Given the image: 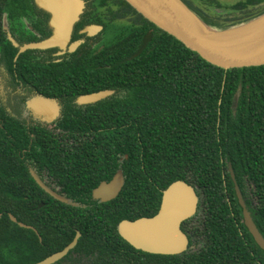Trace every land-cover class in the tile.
<instances>
[{
	"label": "trees",
	"instance_id": "16d2710c",
	"mask_svg": "<svg viewBox=\"0 0 264 264\" xmlns=\"http://www.w3.org/2000/svg\"><path fill=\"white\" fill-rule=\"evenodd\" d=\"M184 1L219 28L264 12V0H239L232 5L237 12L234 18L221 23L208 10L209 5L222 6L220 2ZM114 4L120 8L119 14L112 10V20L129 19L113 27L110 46L97 56L110 65L103 73L110 76L109 88L114 91L112 128L63 133L112 140L117 158L105 179L119 170L124 185L117 197L105 202L91 191L99 179L84 178L73 170L71 176L59 175L67 189L59 195L65 200L50 194L32 170L52 157L28 148L34 146L31 140L56 136L46 130L11 127L20 122L5 119L0 112V264H34L62 250L77 231L82 233L79 242L63 259L71 264H264V250L244 223L230 171L231 165L264 235V65H216L127 0ZM7 52L6 58L14 59L17 51L3 53ZM29 73L36 74L33 79L46 74ZM55 156L47 163L57 162ZM179 179L197 188L199 209L204 210L200 235L207 239L205 246L181 254H155L130 244L119 232L120 222L155 215L164 190ZM40 202L45 205L39 207ZM20 221L33 224L43 241Z\"/></svg>",
	"mask_w": 264,
	"mask_h": 264
},
{
	"label": "flooded vegetation",
	"instance_id": "af4514ba",
	"mask_svg": "<svg viewBox=\"0 0 264 264\" xmlns=\"http://www.w3.org/2000/svg\"><path fill=\"white\" fill-rule=\"evenodd\" d=\"M81 2L83 11L67 42L47 48H25L55 34L50 23L51 13L41 7L37 0H0V4H4L0 6V41L3 39V43H0V99L3 108L0 112L5 114V119L20 122L11 127L19 126L31 131L46 130L56 136L50 140H31L34 146L28 149L31 153L42 152L52 157L43 159V163L38 165L36 171L32 170V174H40L38 177L44 185L57 194H65L67 191L59 182V175L71 176L73 173L70 171L78 170L82 175L76 174L84 178L99 179L98 184L91 187L94 192L97 186L110 181L119 171L113 172L111 179H105L115 168L113 160L117 158L113 155L112 140L64 137L63 133L112 128L111 95L114 91L109 88L110 76L103 73L104 66L110 65L97 56L110 46L112 32H116L113 27L129 19L120 17L112 20V10H117L119 14L120 8L114 4V0ZM10 49L17 51L14 59L6 58L8 52L3 53ZM26 53L28 55L19 60V56ZM36 71L46 74L41 79H33L36 74L29 72ZM107 90L111 93L96 101L83 100L88 95ZM41 97L52 101L53 107L43 111L31 107L34 100ZM55 154L58 155V161L47 163L48 160L56 159ZM83 183H86V188H90V183ZM44 205L45 202H40L38 206ZM200 212L204 214L203 208H198L194 218ZM193 219L183 224L186 219L182 223V230L189 239L184 251L199 250L207 243L206 237L200 235L203 233V217ZM29 225L43 241L38 229L33 224ZM66 256L52 264H71L63 261Z\"/></svg>",
	"mask_w": 264,
	"mask_h": 264
},
{
	"label": "water",
	"instance_id": "95a60500",
	"mask_svg": "<svg viewBox=\"0 0 264 264\" xmlns=\"http://www.w3.org/2000/svg\"><path fill=\"white\" fill-rule=\"evenodd\" d=\"M127 1L148 20L216 65L224 68L264 65V12L249 20L219 28L207 23L184 0ZM37 2L51 13L50 23L55 34L45 41L30 44L25 48H47L67 42L83 11L81 0H37ZM234 31H236L234 37L224 36ZM109 93L111 91H101L88 95L83 100L96 101ZM52 104L49 99L41 97L35 99L31 107L43 111L53 107ZM230 171L243 209L244 223L257 244L264 250V235L254 220L231 165ZM34 176L51 194L65 200L61 195L48 189L36 174ZM123 185L124 175L122 171H118L110 181L102 182L97 186L93 195L96 199L108 201L117 197ZM199 203L197 188L187 180H176L164 190L161 207L155 215L136 220L123 219L118 226L119 232L130 244L143 251L155 254H180L189 243L187 234L182 230V223L196 214ZM11 217L14 221H18L14 215ZM19 224L30 227L21 221ZM80 237L81 232L78 231L73 241L65 248L36 264H52L60 260L78 244Z\"/></svg>",
	"mask_w": 264,
	"mask_h": 264
},
{
	"label": "rangeland",
	"instance_id": "374dc122",
	"mask_svg": "<svg viewBox=\"0 0 264 264\" xmlns=\"http://www.w3.org/2000/svg\"><path fill=\"white\" fill-rule=\"evenodd\" d=\"M197 4L204 2V0H194ZM216 2H220L222 6L217 5H209L208 10L212 12L216 18L221 22L225 23L227 18H234V16L237 14L236 10L232 7L233 4L238 2L239 0H215ZM206 8V7H205ZM115 32H112V35L114 36ZM202 209V208H201ZM203 214L200 212V215H198L193 220H197L198 218H202Z\"/></svg>",
	"mask_w": 264,
	"mask_h": 264
},
{
	"label": "bare ground",
	"instance_id": "6f19581e",
	"mask_svg": "<svg viewBox=\"0 0 264 264\" xmlns=\"http://www.w3.org/2000/svg\"><path fill=\"white\" fill-rule=\"evenodd\" d=\"M235 34H236V31H234V32H229V33L225 34L224 36L227 37V38H232V37L235 36Z\"/></svg>",
	"mask_w": 264,
	"mask_h": 264
}]
</instances>
